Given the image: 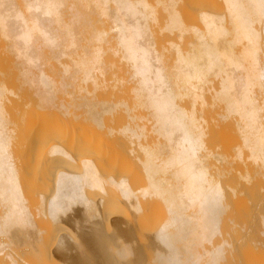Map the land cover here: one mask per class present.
<instances>
[{"label":"bare ground","instance_id":"1","mask_svg":"<svg viewBox=\"0 0 264 264\" xmlns=\"http://www.w3.org/2000/svg\"><path fill=\"white\" fill-rule=\"evenodd\" d=\"M183 1L0 0L4 52L13 56L17 78L35 88V107L79 115L84 129L107 126L115 144L108 146L113 152L89 157L78 150L83 143L47 146V131L36 133L52 175L47 191L31 199L16 158L27 134L22 140L7 115L13 91L0 81V264H264L226 237L264 252V230L245 229L252 212L264 227V0H220L219 11L200 8L194 20L186 19ZM163 33L174 38L159 41ZM110 38V50L132 68L131 105L113 99L120 88L98 74ZM54 60L62 69L44 71ZM110 87L111 98L97 95ZM222 127L230 155L212 148ZM120 142L126 145L117 148ZM112 153L138 168L108 173ZM233 164L242 167L238 175ZM242 181L252 183L251 204L231 214L227 191ZM105 182L109 199L93 193ZM150 206L162 218L145 231Z\"/></svg>","mask_w":264,"mask_h":264},{"label":"rangeland","instance_id":"2","mask_svg":"<svg viewBox=\"0 0 264 264\" xmlns=\"http://www.w3.org/2000/svg\"><path fill=\"white\" fill-rule=\"evenodd\" d=\"M183 2H186L188 5L185 9H183L184 15L188 20L191 19L194 20L196 17L195 12L198 11V9L200 8H207L213 11H219L221 8L220 0H184ZM190 4L192 5V8ZM140 8L144 11H148L149 9L148 5L146 4L140 5ZM159 18L161 19V21L164 18V13L162 11H160L159 13ZM106 23L109 24V21H106ZM156 29H158V26H156ZM173 38L174 37L169 33H163L158 35L159 41H168V39H173ZM3 42L4 41L0 39V81L1 80L6 81L7 87L11 91H13V92H7V99H6L7 115L8 116L10 115L11 118H14L17 121L18 123L17 131L18 133H20L22 140L26 138V134H27L26 143L28 144V146L25 147L20 152L16 153V158L19 168L23 172L22 176L25 179L27 194L32 199L36 197L40 193V191L43 192L47 191L50 178L52 175V165L50 164V162H46L47 157H45L47 148H43V146L46 145V143L36 140L35 139L36 133L41 131H47L46 137H48L47 139H49V142L47 141L48 142L47 146L48 144L50 145V143H62L63 146L65 145L67 148H71L70 146H73L76 143L79 144L83 143L80 145L78 150L82 151L85 155L89 157H97V156L101 157L108 152H113V150L108 149L109 148L108 146H113V145L115 146V144H113L114 139H112V137L109 135V132L107 131L106 128L107 126L104 127V129L103 128L98 129L99 127L96 128V126L93 125L92 129L90 127L92 131L88 129L89 127L87 128L88 129L87 130L86 128L85 129L83 128L86 126V122L82 121L79 115L78 117L75 114L70 116L69 115L64 116L61 112H58L59 110L57 107L55 108L51 107L52 110L50 109V107L48 109L44 108V110L42 111H40L39 108L35 107V103H34L36 98V95L34 93L35 88L30 84L22 83L17 78L19 74V70L16 67L13 56L12 55L9 56L4 52L5 44ZM115 43H116L115 39L110 38L109 43L103 44L104 49L106 50L103 56L106 67L103 73H98V74L100 79L108 80L112 85L116 84L118 88H120V90L116 88V90L114 91L115 94L117 95H115L113 99H121V100L126 99L131 105L133 100L131 96L132 94L131 88L134 86V82L130 78L132 68L128 62L122 60L121 53H115L113 50H110L111 47L110 45H113ZM62 60L65 62L67 58H63ZM52 62H53L52 67H50L49 65H44L43 70L51 74L54 71L57 72L62 69L63 67L62 64L58 63L55 60ZM33 70L36 73L38 72L37 68ZM55 77L56 79L60 80L58 75H56ZM88 86L89 88H93V85L90 83L88 84ZM111 90L112 87L108 88L106 91L98 90L97 95L100 97L111 98L110 97ZM58 96L62 97L63 95L61 93H58ZM49 110H51V112ZM52 112L55 113L53 114ZM77 112L79 113L80 110ZM120 112H123L122 108L119 111V113ZM136 113L137 114L142 113L143 115H146L145 110H137ZM67 119L70 121V123ZM109 119L111 120L110 116L105 117V123L107 125L112 124V122ZM63 120L65 122L66 121L68 122L66 123L69 125V128L67 125H65L66 123L65 124L63 123L64 122ZM77 120L81 121L82 124L74 125L76 123L75 121ZM207 121L209 122V119H207ZM73 122L75 123L73 124ZM140 122L146 123L147 129L150 128V125L146 118L144 120H141ZM83 124L85 125L83 126ZM87 124L90 125L89 123ZM94 128H96V130H93ZM227 129L225 127H222V129H220V131L222 132L221 134L222 136L220 137L223 138L224 136V138L221 139L218 136V138L216 139L217 145L212 146V148L216 152L219 151L226 155L227 154L230 155L232 152L228 147V143L231 141V138H229L231 136L230 133L227 132ZM69 131H71V133H68ZM95 131L99 132L98 135H101L100 138H102V140H100L99 138L97 139L98 136H95ZM107 134L109 136V139H111L112 143H110L108 139L107 140L104 139L103 136L108 138ZM115 135L118 138H120V135L118 134ZM219 138L223 141H220ZM125 142H120L116 144L118 145L117 148H119V146L122 147L123 144L126 145ZM127 145L130 144L128 143ZM21 146L22 145H20V147ZM106 157H107L106 167L108 173L114 172V173L129 174L132 173L133 171L132 170L134 167L133 165H135L136 169L138 168V164L136 163L135 164L133 163V165L131 164V166L128 168L127 164L123 162L120 159L119 155H117L116 153L108 154L106 155ZM66 165L68 167H75L76 162L66 163ZM228 169L229 167L227 165L225 171L227 172ZM240 170H242L240 164H233V169L231 170L232 172L231 174L238 175ZM233 178L235 177H231V179ZM251 188H252V183L242 181L241 184L237 187L236 191L233 192L227 191L228 192L227 201L229 203V210H230L229 212L231 214L250 206L251 204L250 198L252 193L250 190ZM99 192L101 194H104L106 196V199H109L110 190L107 182H105L104 187L102 188L99 187L93 191V193H99ZM118 212L123 213L120 215H123L122 217L125 216L124 218H126V216L127 218H129L130 216L127 215L129 211L127 212L126 210H118ZM146 212H149L146 214L147 216L149 214V216L148 218L145 216L147 219V221L144 220L146 223L145 225H143V228L146 229L145 231H147V229L152 228V224H155L156 221L155 219L158 217L160 212H161L160 215H162V211L160 212H158V210L156 211L154 206L148 207V210ZM245 218H246L245 229H248L249 234L250 233L256 234L257 232L261 233V230H264V227L260 225L259 214L252 212L247 214ZM250 219H252V221ZM87 222L86 223L84 222L85 225H88ZM159 222H156V224H158ZM71 228L70 229L73 230L74 227L72 226ZM226 237H228L229 241L232 242L233 244L230 245V247L236 246L238 248L239 253L242 254L243 256L247 254L253 255L256 256V259H259L261 262H264V252L251 253V251H249L244 245H242L243 242H236L235 239H233L234 238L233 235L229 234V236ZM228 247L226 248L228 249ZM230 247L229 249H231ZM48 263L50 264V262Z\"/></svg>","mask_w":264,"mask_h":264}]
</instances>
